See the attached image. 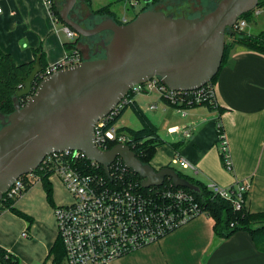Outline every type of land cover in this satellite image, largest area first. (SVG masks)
Here are the masks:
<instances>
[{"label":"crops","instance_id":"0c3cea01","mask_svg":"<svg viewBox=\"0 0 264 264\" xmlns=\"http://www.w3.org/2000/svg\"><path fill=\"white\" fill-rule=\"evenodd\" d=\"M43 1L0 0V51L9 54L16 65L35 61L42 54L46 68L61 61L67 53L65 45L69 41L62 32L63 24L50 15ZM218 1L170 0L156 4L154 8L149 6L146 10L162 11L177 17L192 11L200 17L214 9ZM88 3L82 0L80 10L76 15L70 12V18L85 24L93 18L91 10L107 6L115 20L127 23L143 9L130 16L127 10L135 7L129 6V0H88ZM118 3L122 5L117 6ZM243 32L248 36L264 35V7L252 13ZM225 42L231 44V50L213 84L215 106H197L180 112L164 107L156 93L136 95L134 106L153 125L162 143L150 161L154 170L173 165L180 167L173 160L181 157L195 169L180 167L188 171L185 175L205 185L228 188L236 182L248 183L246 210L250 213L264 212V54L246 50L231 38L225 37ZM77 46L86 59V47L80 42ZM39 49L41 53L36 56ZM152 105L156 108L151 109ZM128 109L135 114L134 109ZM125 111L116 125L141 129L142 123L136 114L139 122L136 129L126 126ZM218 122L228 144L231 171L224 169L218 152ZM172 129L177 131L170 133ZM185 131L189 137H185ZM31 187L13 203L18 211L26 213V216L32 215L28 216L30 221L8 209L0 213V248L16 257L19 264H52L48 253L57 238L53 210L59 204L53 194V206H50L41 186L46 207L42 214L31 212L24 203ZM24 231L27 238L21 237ZM215 239L217 244L211 248ZM111 264H264V252L255 246L247 232L240 231L228 238L216 237L213 220L201 215L158 242Z\"/></svg>","mask_w":264,"mask_h":264},{"label":"water","instance_id":"95a60500","mask_svg":"<svg viewBox=\"0 0 264 264\" xmlns=\"http://www.w3.org/2000/svg\"><path fill=\"white\" fill-rule=\"evenodd\" d=\"M77 0H65L59 10L62 24L78 36L89 38L103 32L110 40L96 45L103 58H86L78 65L44 77L30 95L42 71L39 56L13 98L14 111L0 115V200L22 175L30 174L51 152L78 150L98 162L104 172L117 157L141 177L143 188L158 187L170 179L175 187L199 192L170 167L154 170L143 165L127 145L108 151L94 144V125L108 115L128 89L154 77L174 91L200 88L218 72L225 45V32L259 0H219L214 9L195 18L172 17L162 11L145 10L133 20L118 24L103 19L84 28L69 14ZM151 0H143L144 4ZM27 97L23 105L19 99ZM217 239L213 241V248Z\"/></svg>","mask_w":264,"mask_h":264},{"label":"built area","instance_id":"2783aa9c","mask_svg":"<svg viewBox=\"0 0 264 264\" xmlns=\"http://www.w3.org/2000/svg\"><path fill=\"white\" fill-rule=\"evenodd\" d=\"M43 3L52 16L53 2L44 0ZM139 3L140 0H129L132 8ZM245 27L246 21L237 20L231 29L244 30ZM62 32L72 46L67 49L61 61L39 73L41 79L85 60L77 44L74 45L78 35L64 24ZM147 93H156L164 107H172L180 112L197 106L213 107L216 104L214 87L210 82L190 91L171 90L157 77L136 84L128 89L108 115L95 123L94 144L99 150L108 151L110 144L113 147H129L130 138L114 123V119L121 111L132 107L136 95ZM150 108L154 109L156 106L152 105ZM176 131L177 129L169 130L170 133ZM216 134L223 167L226 171H231L229 148L220 122L216 124ZM184 135L189 137L187 131ZM173 163L183 169L195 170L181 157L175 158ZM37 169L47 175L50 182L56 179L70 196V203L57 205L53 210L57 237L64 250L61 264H111L158 242L193 219L205 215L194 196L183 188L172 184L167 187H162V184L143 188L137 174L128 169L119 157L109 164L107 174L98 162L89 160L78 150L51 152L43 158ZM34 179L40 180L34 171L20 176L3 193L0 202H15L32 186ZM207 187L216 196L230 201L235 210H240L245 205L244 196L248 189L246 182H236L228 188L215 184ZM21 237L27 238L28 235L24 231Z\"/></svg>","mask_w":264,"mask_h":264},{"label":"trees","instance_id":"16d2710c","mask_svg":"<svg viewBox=\"0 0 264 264\" xmlns=\"http://www.w3.org/2000/svg\"><path fill=\"white\" fill-rule=\"evenodd\" d=\"M51 1L53 2L52 16L55 20L62 23L59 16L60 5L59 4L57 5L55 0H51ZM83 1L88 3V0H83ZM166 1H170V0H151L150 3L144 4V8L141 10V12L145 11L149 6H156V4L165 3ZM261 7H264V0H259L258 5L254 10L246 14H243L238 18V20H244L246 21V23L249 22L252 13ZM166 15L172 17L178 16L175 14L174 15L166 14ZM91 16L94 19H97L99 22L102 21L103 19L110 18L118 24H124L121 22H117V20L114 19L107 6L101 7L96 10H91ZM76 22H78L82 27L88 28L83 23L79 21ZM103 33H109V32H103ZM225 37L226 39L227 38L233 39L234 42L240 44L246 50H251L254 52L264 54L263 34L257 36H248L243 32V30L233 31L232 29H227L225 32ZM82 39L83 37L77 36L74 45L78 44ZM65 46L66 49H69L72 45L66 44ZM230 50H231V44L225 42L220 68L222 67L224 61L226 60ZM39 52L41 53L40 49L36 51L35 55L37 56ZM34 63L35 61L16 65L9 54L0 51V115L4 116L5 118L14 111L13 98L15 97L16 92L21 89L23 81L31 73ZM39 63L40 66L42 67L41 72H43V70L45 69V65L43 63L42 54H40L39 56ZM219 70L216 73V75L211 79L210 81L211 84L215 83ZM41 80L42 79L38 74L35 78V82L32 85L33 89L31 90L30 95L33 94L35 88L37 87L38 83ZM26 98L27 97L23 96L22 98L19 99L20 105H23L25 103ZM208 107H212V106H208ZM131 108L134 109L136 116L141 121L142 128L138 130H132L129 128H120V130L126 132L128 137L130 138L131 142L129 143V148L134 153L135 157L143 165H150V161L152 160L155 154L156 148L162 143L159 140V138L156 136L153 125L141 114V112L134 106V104L132 105ZM125 110L121 111L115 117L114 123L118 122V120L120 119V117L122 116ZM1 127L2 125L0 122V128ZM112 147L113 144H110L108 145L107 149L109 150ZM175 171L177 172L180 178L186 179L189 183L199 188V192L190 191L186 188L183 189L194 196L195 201L198 203L199 207L201 208L205 216L213 220V231L216 237L228 238L231 235L240 231L247 232L251 236L255 246L260 251L264 252V212L250 213L246 210L245 205L242 207V209L235 210L230 201L225 200L213 194L212 191L208 189L207 185L193 179L192 177L182 174L177 170ZM34 174L39 176L42 189L46 196V201L50 206H53V200H52L53 190H52V184L48 180V176L40 173L39 169L34 171ZM136 177L139 180H141V177L139 175H136ZM171 184L172 182L170 179H165L162 187H167ZM13 203L14 202L12 203L3 202V201L0 202V213L3 210L8 209L15 215L30 221L28 216H26L25 214H23L22 212L18 211L13 207ZM48 257H52V264H61L63 262L64 250L62 247L61 240L58 237L56 238L54 244L50 248ZM0 263L19 264L16 257L12 256L2 248H0Z\"/></svg>","mask_w":264,"mask_h":264},{"label":"rangeland","instance_id":"374dc122","mask_svg":"<svg viewBox=\"0 0 264 264\" xmlns=\"http://www.w3.org/2000/svg\"><path fill=\"white\" fill-rule=\"evenodd\" d=\"M81 1L82 0H78V2L73 7V9L71 11L72 15L73 14L76 15V13L80 10V4L79 3H81ZM55 2L57 3V5L59 4L60 8H61V6L65 2V0H55ZM120 5H122V4L121 3L117 4V6H120ZM142 8H144V3L140 0L139 5L136 6L134 8V10H131L130 8L127 10L128 11L127 14L130 16H132L133 14L137 15ZM150 8H154V6H150ZM71 14H70V16H71ZM185 16H186V18H195L196 13H194L192 11H186ZM92 19L93 18L86 21V23L84 25L87 26L88 28H92L95 24L99 23V21L97 19H95L94 21ZM110 38H111L110 33H103V34H99V35L94 36V37L83 38L82 40H80V43H82L83 46H85L86 50L88 51L87 58L89 60L97 59V58H103L104 57V51L102 50L101 47H99L100 52L97 53L95 50L96 45L101 41H104L105 43H107L110 40ZM124 119H126V121H127L126 126H129L131 128L136 129V123H139V122H138V119L135 116V114L131 111V109H127L125 111ZM171 167L174 168L175 170H177L178 172L182 173V174H188V171H183L178 166L173 165ZM51 184H52V190H53L54 198H55L57 204L65 205V204L70 203V196L63 190V188H61L59 182L56 179H52ZM40 185H41L40 180H35V179L33 180L32 187L29 190V194L27 196V199L24 201V203L26 204V207L28 208V210H30L31 212H37L39 214H42V210L45 209L46 204L42 200L43 196H42V190H41ZM28 216L32 217V215H28Z\"/></svg>","mask_w":264,"mask_h":264}]
</instances>
